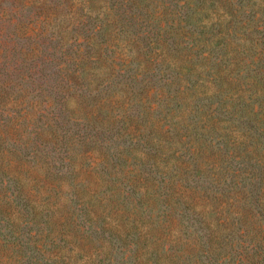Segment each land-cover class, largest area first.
Returning a JSON list of instances; mask_svg holds the SVG:
<instances>
[{
    "label": "trees",
    "instance_id": "trees-1",
    "mask_svg": "<svg viewBox=\"0 0 264 264\" xmlns=\"http://www.w3.org/2000/svg\"><path fill=\"white\" fill-rule=\"evenodd\" d=\"M30 7L28 18L15 15ZM92 9L106 16L86 25ZM74 116L82 130L65 128ZM106 125L136 138L155 169H121L123 197L132 196L124 237L136 235L128 264H264V0H0V264L63 262L56 238L24 259L9 222L35 217L36 205L8 175L11 162L45 166L37 181L50 197ZM189 126L228 128L233 152L228 139L204 145L219 154L224 146L221 168L201 152L175 155ZM188 163L206 165L209 178L185 182ZM195 195L212 207L197 209ZM89 224L87 235L99 231Z\"/></svg>",
    "mask_w": 264,
    "mask_h": 264
},
{
    "label": "rangeland",
    "instance_id": "rangeland-1",
    "mask_svg": "<svg viewBox=\"0 0 264 264\" xmlns=\"http://www.w3.org/2000/svg\"><path fill=\"white\" fill-rule=\"evenodd\" d=\"M95 2L97 3V1ZM81 4L84 7V4ZM2 5L7 8L9 3L4 2ZM101 10L103 11V7ZM94 11L91 12L92 17L87 19L86 25L97 23L102 16H106L104 13H97L98 16H96ZM32 13L33 8L30 7L28 10H18L15 15L18 14V16L26 19ZM11 29L9 28V30ZM14 43L17 45L18 40H14ZM153 79H155V75L152 76ZM79 121L83 120L74 116L71 117L70 123L66 122L64 126L65 128H71L72 131L77 128L82 130L81 124L78 123V126L77 124H71V122ZM102 128L103 126L98 129L100 142H89L86 144L91 150V157H83L77 161L73 167L72 176H66L58 180L60 183L59 187H54L55 184L53 183L52 188L54 189L51 191L50 197H46L49 192L45 191V188L37 181L45 176V166L34 165L20 168L15 162H11L9 165L8 175H12L13 178L19 180L23 189L33 199L31 201L36 205L33 208L35 209V217H32L30 213H24L18 219L13 218V224L9 222V227L19 229V234L23 240L21 250L25 254L24 259L26 261L29 259L33 260L31 254L37 255V246L41 248V251L46 249L44 253H47L52 247V238H56L62 244L59 252L63 254V262L60 264H86L85 260L89 258L100 259L99 264L131 263V261H126L123 256L128 253L127 248H129V245L127 242L130 239L133 240L136 235L130 232L128 237H124L125 232H127V226L122 218L128 213L127 207L131 205L128 201L132 200V196L129 197V200L123 197V195L129 193L130 189L128 188L130 187L127 184L123 185L121 182L123 173L121 169L127 166H135L134 171L140 173L149 170V168L151 170L155 169L151 166V159L146 161V163H142L140 160L139 151L134 149L135 147H140V145L132 147V143L136 145V138L132 139L125 134L116 137L114 135L115 128L111 130L110 125H106V128H103L102 132H100ZM96 129V127H93L90 130L95 131ZM226 131H229L228 128L221 126H217L216 129H211L208 132L200 127L189 126L185 130L187 135L183 137L184 142H175L173 144L174 149H178L175 155L187 151L185 157H190L189 160L191 161L192 158L197 157L198 154L200 155L199 152H201L204 160L213 161L216 169H219L228 161L224 160L228 154L223 149L224 146H220L222 150L221 154H219L217 152L212 153L210 145H207L206 148H204V145L211 142L214 144L212 148L217 150L216 144L222 145V140L228 139V136H224ZM84 145L82 144L81 146L83 147ZM227 145L226 150L233 152V143L229 142V139ZM194 146L195 151L189 153ZM189 148L190 150H188ZM118 150H120V153L116 154L115 152H118ZM223 153L225 154L223 155ZM175 155L171 156L169 162L176 163ZM206 167V165H203L200 168L193 163H188L185 172V182H194L198 177L208 179L210 170L201 172V170L207 169ZM115 170L117 171L115 172ZM1 176L6 178L5 175ZM198 180L202 184H207L202 179ZM11 183H9L11 186L15 185L12 180ZM46 185L51 186L49 182ZM143 188L141 186V190ZM136 196L138 195L134 194L133 198L136 199ZM194 198L196 199L195 205L197 209L205 208L208 210L212 207L211 200L205 197L199 198L197 195ZM14 203L18 204L16 208L22 206L19 199H15ZM117 206L120 207L118 210H116ZM83 208L87 209V217L91 219L86 220L84 218ZM209 212L206 213V218H211ZM89 223L92 228H99V231H91L90 235H87V232H83L82 228H86ZM102 227L104 228L102 229ZM3 230L4 232L6 231L5 229ZM2 260L5 261V257H2ZM39 260L40 263L42 259L40 258ZM2 263L13 264V261L6 260ZM33 263L36 262L33 261Z\"/></svg>",
    "mask_w": 264,
    "mask_h": 264
}]
</instances>
